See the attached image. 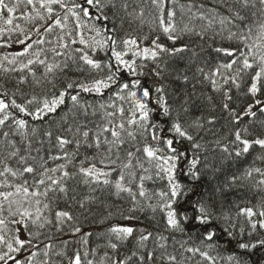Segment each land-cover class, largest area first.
<instances>
[{
    "label": "snow or ice",
    "instance_id": "obj_1",
    "mask_svg": "<svg viewBox=\"0 0 264 264\" xmlns=\"http://www.w3.org/2000/svg\"><path fill=\"white\" fill-rule=\"evenodd\" d=\"M0 264H264V0H0Z\"/></svg>",
    "mask_w": 264,
    "mask_h": 264
},
{
    "label": "trees",
    "instance_id": "obj_2",
    "mask_svg": "<svg viewBox=\"0 0 264 264\" xmlns=\"http://www.w3.org/2000/svg\"><path fill=\"white\" fill-rule=\"evenodd\" d=\"M230 198H231V197H230ZM224 241H225V242H224L223 246H224V247H229V245H228L227 242H226V241H227V238H226V237H224Z\"/></svg>",
    "mask_w": 264,
    "mask_h": 264
}]
</instances>
